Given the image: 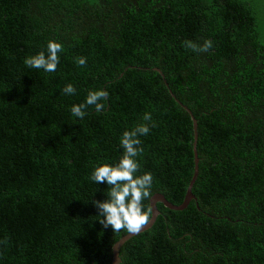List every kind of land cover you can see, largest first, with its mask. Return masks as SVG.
<instances>
[{"label":"trees","instance_id":"1","mask_svg":"<svg viewBox=\"0 0 264 264\" xmlns=\"http://www.w3.org/2000/svg\"><path fill=\"white\" fill-rule=\"evenodd\" d=\"M49 41L63 45L57 70L27 67ZM155 69L199 122L198 201L159 203L122 264H264V0H0V264H113L130 233L101 225L109 186L90 176L119 163L138 124L149 222L156 194L185 202L194 122ZM97 90L104 110L74 117Z\"/></svg>","mask_w":264,"mask_h":264},{"label":"clouds","instance_id":"2","mask_svg":"<svg viewBox=\"0 0 264 264\" xmlns=\"http://www.w3.org/2000/svg\"><path fill=\"white\" fill-rule=\"evenodd\" d=\"M194 52H208L213 48V43L206 40L204 44L197 45L192 41H185L182 45ZM64 51L63 45L55 41L47 44V55L44 51L35 56L25 59L24 63L29 68L43 69L46 72H55L60 63L59 54ZM78 66H85V57H77ZM76 88L68 84L62 94L74 95ZM109 93L105 90L90 91L84 103L73 105L70 109L74 117L83 119L87 115L89 107L95 108L99 113L104 110L105 105L102 101L108 99ZM144 121H151V113L146 112L143 116ZM154 126V125H153ZM150 133L148 124H138L130 131H124L120 144L124 149L123 155L116 165L104 164L95 168L90 179L97 183H107L108 199L104 202L94 201L99 210L100 223L104 228L111 227L113 231L120 232L126 230L130 234H138L149 222L148 211L144 210V200L151 198V188L153 176L151 173L137 175L140 164L137 161L144 149L140 137ZM6 243V241H5Z\"/></svg>","mask_w":264,"mask_h":264},{"label":"water","instance_id":"3","mask_svg":"<svg viewBox=\"0 0 264 264\" xmlns=\"http://www.w3.org/2000/svg\"><path fill=\"white\" fill-rule=\"evenodd\" d=\"M154 71L156 73H159L163 77V79L165 80L166 86L170 90L173 98L192 117V120L194 122V129H195V148H194V151L196 153V172H195L194 179L192 180V183H191V185L189 187L185 202L182 205L178 206V205L173 204L163 194H156L154 196V198L152 199V208H153L154 217L146 226H144V228L141 230L140 233L147 232L148 230H150L156 224V222L158 220V217L161 214V211L158 209V204L159 203L164 204L166 206V208H169V209H171L173 211L182 212V211H185L191 205V203L194 200L198 201L197 196L194 194V187H195V185H196V183L198 181L199 175H200V158H199V150H198L199 138H200V135H199V122L197 121L196 117L193 115L192 111L190 109H188L182 102H180L178 100V98L176 97V95L171 91L170 85H169L168 81L166 80V76L164 75V73L160 69H155ZM140 233H138V234H140ZM138 234H129L128 236H126L124 239H122L120 242H118L114 246V262H113V264H122L123 260L121 258V250H122L123 246L129 240H131L133 237L137 236Z\"/></svg>","mask_w":264,"mask_h":264}]
</instances>
